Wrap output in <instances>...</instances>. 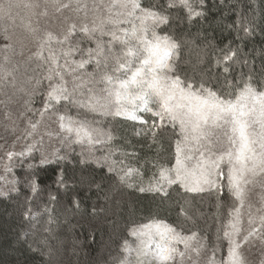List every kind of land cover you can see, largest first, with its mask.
<instances>
[{
  "label": "snow or ice",
  "instance_id": "obj_1",
  "mask_svg": "<svg viewBox=\"0 0 264 264\" xmlns=\"http://www.w3.org/2000/svg\"><path fill=\"white\" fill-rule=\"evenodd\" d=\"M203 6L204 0H0V20L5 21L0 28V92L8 95L5 90L11 89L9 101L22 94L25 112L20 115L33 112L40 117L27 119L23 138L32 137L45 118H54L62 147L79 145L82 157L86 154L106 167L120 185L151 193L176 210V223L157 213L128 222L112 264H177V258L179 264H201L202 259L203 264H248L244 248L254 239L264 244V82L243 73L228 79L238 54L231 45L219 49L216 58L222 83L182 74L181 43L163 31L173 11L182 10L191 21L205 15ZM50 7L61 14L62 19L53 17L59 20L58 30L48 23ZM64 11L76 14L79 22ZM18 27L26 35H18ZM26 40L31 47L25 57ZM35 97H41L39 109L32 108ZM109 116L143 125L136 135L156 145L157 155L139 161L135 152L113 147L111 129L95 118ZM168 129L171 154L161 159L160 134ZM37 143L41 141L5 156L9 161L25 157ZM97 150L102 155L97 156ZM59 151L52 156L65 159ZM41 156V165L50 162ZM147 163L152 172L145 180L142 169ZM5 171H10L7 164ZM58 183L64 186L62 177ZM257 186L259 206L250 198ZM31 187L35 193V181ZM225 188L233 200L226 210L220 200ZM173 190L177 197L216 194V243L211 249L207 236L185 230L180 221L191 220L189 201L169 203ZM73 203L79 207L75 198ZM25 215L34 214L29 210Z\"/></svg>",
  "mask_w": 264,
  "mask_h": 264
},
{
  "label": "trees",
  "instance_id": "obj_2",
  "mask_svg": "<svg viewBox=\"0 0 264 264\" xmlns=\"http://www.w3.org/2000/svg\"><path fill=\"white\" fill-rule=\"evenodd\" d=\"M203 12V17L189 21L182 10L173 11L170 23L163 26V31L181 43V73L197 81L205 78L222 83V66L216 65V58L221 55L219 49L231 45L238 54L237 61L231 64L232 74L228 79L243 73L253 75L257 82H264V0H204ZM241 25L249 31L244 32ZM5 91L8 95L0 92V122L3 120L6 124L0 126V166L6 162L7 151H23L39 134L36 132L24 139L23 127L9 126L4 120L10 116L18 124L16 119L25 112V97L20 94L9 101L12 90ZM34 101L41 104V97H35ZM60 107L63 110L64 106ZM30 113L26 112L25 116ZM71 114L75 116L76 110L72 109ZM88 118L94 117L89 115ZM95 118L103 119V127L111 129L113 147L135 152L139 161L157 155L156 145H151L143 134L136 135L143 125L119 117ZM168 133L160 134L163 141L161 159L171 154ZM13 142L15 148H12ZM81 151L77 145L72 149L62 147L60 152L65 159L50 157L49 163L41 165V154L49 156L37 143L23 160L15 157L10 168L13 169L11 177L15 178V191L0 195V264H112L128 222L141 221L153 213L169 222H177L174 208L162 204L160 198L151 193H140L120 185L106 167L98 166L86 154L82 157ZM96 155L102 154L96 151ZM82 159L86 162L81 163ZM142 171L147 180L152 172L151 163L145 164ZM61 177L63 187L58 183ZM32 181L37 185L35 193ZM50 196H55L56 200H51ZM73 198L79 202V207L73 203ZM177 199L189 201L186 209L191 220L180 221L185 230L207 236L211 249L216 243V194L177 197L173 190L169 203ZM220 200L225 210L233 204L226 188ZM29 210L34 215L26 216Z\"/></svg>",
  "mask_w": 264,
  "mask_h": 264
},
{
  "label": "rangeland",
  "instance_id": "obj_3",
  "mask_svg": "<svg viewBox=\"0 0 264 264\" xmlns=\"http://www.w3.org/2000/svg\"><path fill=\"white\" fill-rule=\"evenodd\" d=\"M14 3L16 2H22V0H13ZM89 3H90V0H89ZM42 10V9H41ZM20 15L23 16V15H26L25 11L23 9H19L18 10ZM49 19H48V23L49 25L55 29V30H58L59 27H60V24H59V20L57 19H53V17H61V14L59 13H55L54 12V9H52L51 7L49 8ZM64 16H69L72 18V20H77V17H76V14L70 12V11H64L63 13ZM81 17L83 16V13H80L79 14ZM77 22H79L77 20ZM5 21H2L0 20V28L3 27ZM17 24H19V18L17 19ZM17 31V34L18 35H26V33L23 32V30L21 28H17L16 29ZM3 40L2 38H0V43H2ZM25 57L28 55V52H27V49L28 47H31V44L26 40L25 41ZM85 47L88 46L87 44L84 45ZM77 59H79V57L77 56L76 57ZM17 59H21V58H18ZM23 59V58H22ZM89 68H87V71H89ZM90 72V71H89ZM71 78L69 77V80ZM39 101H34L33 104H32V108L33 109H39L42 104H39L38 103ZM10 114V113H9ZM28 118H32L33 120H38L40 119L39 115L38 114H34L33 112L30 113L29 115L27 116H19V119H16L19 123L17 124L15 119H10V116H8L6 119H4L5 121H7V123H9L8 125L9 126H16V125H19L20 127H23V129H25L27 127V119ZM7 119H10L9 121ZM149 121H150V117L148 118ZM15 122H13V121ZM20 120V121H19ZM53 122V124H52ZM1 125H6L3 120L0 122V126ZM59 129H58V126L53 119H48V118H45V120L38 126L37 128V131L39 134V139L37 140L38 136H36V138L34 139V141H41L40 143V146L42 147V149L47 152V155L49 156V160H50V157L54 158L52 156V153L55 149H60L61 151V144H60V138L58 136L55 135L56 132H58ZM23 132V130H22ZM48 132H53L54 134L52 136H49L47 133ZM167 132H171V129H168ZM114 141L111 142V145H113ZM39 144V143H38ZM74 146V145H73ZM77 147H79L81 149V147L79 145H77ZM82 150V149H81ZM59 151L58 155L59 156H62L61 152ZM100 154H102L101 151L97 150ZM21 160L24 159V157H19ZM15 157H13V159L11 161H9L7 158H6V162H2V166H0V177H2V179H0V192H6V193H9L11 192L12 188L15 187V183H12V181H15V178L14 177H11V170L13 171V169H10V171H5V165L7 164L9 166V168H11V165L12 163H14ZM260 192H261V189L259 188V186H257L255 189H253L252 193H251V201L252 203L255 205V206H259V200H258V197L260 195ZM0 195H3V194H0ZM224 246L226 248V242H224ZM248 247V246H247ZM180 248L181 250H183V245H180ZM246 249V247L244 248ZM244 251V256L246 258V260L248 261V264H261V260H264V244L261 243V241L259 239H254L252 241V243L250 244V247L247 248L246 250H243ZM177 264H179V258H177ZM201 264H203V259L201 261Z\"/></svg>",
  "mask_w": 264,
  "mask_h": 264
}]
</instances>
